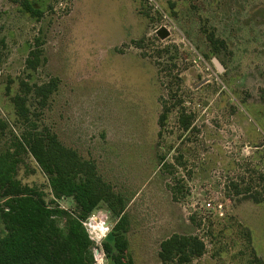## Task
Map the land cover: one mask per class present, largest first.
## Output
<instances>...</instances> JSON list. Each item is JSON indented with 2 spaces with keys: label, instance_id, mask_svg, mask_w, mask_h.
Segmentation results:
<instances>
[{
  "label": "rangeland",
  "instance_id": "obj_1",
  "mask_svg": "<svg viewBox=\"0 0 264 264\" xmlns=\"http://www.w3.org/2000/svg\"><path fill=\"white\" fill-rule=\"evenodd\" d=\"M0 39V151L23 131L21 81L56 80L44 104L29 96L32 120L121 197L124 261L162 264L160 244L176 234L206 249L169 264H264V0H0ZM18 177L79 215L31 157ZM96 211L110 232L95 242L87 226L93 264H115L122 214Z\"/></svg>",
  "mask_w": 264,
  "mask_h": 264
},
{
  "label": "trees",
  "instance_id": "obj_2",
  "mask_svg": "<svg viewBox=\"0 0 264 264\" xmlns=\"http://www.w3.org/2000/svg\"><path fill=\"white\" fill-rule=\"evenodd\" d=\"M159 34L167 35L165 30ZM38 53L31 52L27 59L32 69L39 64L41 54ZM56 88L54 79L41 85L23 80L19 92L12 97L23 131L20 135L13 134L8 146L0 151V264H93L92 241L82 222L104 203L115 216L122 214L115 225L117 232L112 234L119 251L112 255L114 263L135 264L130 257L123 260L127 240L121 227L126 223L121 197L102 179L94 162L39 131L32 120L29 96L39 98L44 104ZM168 111L164 110L161 120ZM183 122L184 129H188L191 121ZM6 127L7 123L0 121V128ZM25 156L31 157L47 176L55 198L71 197L75 201L79 215L66 212L53 200L49 204L41 188L23 183L18 172ZM260 178L264 182V175ZM235 189L238 191V185ZM255 201L263 202L264 197L258 194ZM62 219L64 225H61ZM104 247L107 253H112L110 243L105 242ZM205 249V243L197 236L173 234L161 242L159 258L162 264L187 263L201 257Z\"/></svg>",
  "mask_w": 264,
  "mask_h": 264
},
{
  "label": "built area",
  "instance_id": "obj_3",
  "mask_svg": "<svg viewBox=\"0 0 264 264\" xmlns=\"http://www.w3.org/2000/svg\"><path fill=\"white\" fill-rule=\"evenodd\" d=\"M98 212L99 211H96L83 222V225L86 227V229L87 226L90 227L92 231V235L90 239L95 242L105 238L110 232V226L108 223L109 221L108 213H103V212L98 213Z\"/></svg>",
  "mask_w": 264,
  "mask_h": 264
},
{
  "label": "water",
  "instance_id": "obj_4",
  "mask_svg": "<svg viewBox=\"0 0 264 264\" xmlns=\"http://www.w3.org/2000/svg\"><path fill=\"white\" fill-rule=\"evenodd\" d=\"M214 62L217 64V66H218V68H219L220 70L223 69L222 65L219 63V61H218L217 59L214 58Z\"/></svg>",
  "mask_w": 264,
  "mask_h": 264
}]
</instances>
